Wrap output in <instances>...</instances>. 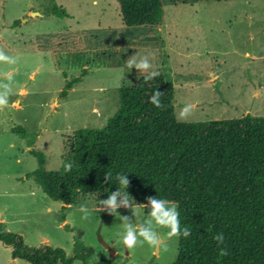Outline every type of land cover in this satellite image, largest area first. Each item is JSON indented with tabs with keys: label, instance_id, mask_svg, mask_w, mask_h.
<instances>
[{
	"label": "rangeland",
	"instance_id": "1",
	"mask_svg": "<svg viewBox=\"0 0 264 264\" xmlns=\"http://www.w3.org/2000/svg\"><path fill=\"white\" fill-rule=\"evenodd\" d=\"M162 8L157 25L125 26L116 0L95 7L92 0H0V50L16 58L0 62V84L11 86L0 110V222L27 245L61 247L70 257L78 240L90 249L86 264L175 260L178 238L164 227L156 231L166 247L119 242L121 217L139 226L149 208L132 204L112 215L94 193L64 208L27 177L38 167L32 152L43 155L44 169L58 170L73 132L103 127L120 87L149 74L128 68L131 56H149L151 70L173 84L177 120L187 104L195 108L186 122L264 116V0H162ZM11 251L0 241V264H31Z\"/></svg>",
	"mask_w": 264,
	"mask_h": 264
},
{
	"label": "trees",
	"instance_id": "2",
	"mask_svg": "<svg viewBox=\"0 0 264 264\" xmlns=\"http://www.w3.org/2000/svg\"><path fill=\"white\" fill-rule=\"evenodd\" d=\"M116 1L125 26L162 21V0ZM146 76L120 87L118 106L103 127L73 132L58 170L44 169L43 155L32 152L38 167L27 177L64 208L78 194L94 193L101 204L116 190L144 208L148 197L176 204L181 229L191 235L178 238L171 264H264V116L181 122L174 114L173 84L162 74ZM156 91L163 94L160 108L150 103ZM118 174L127 175V189ZM218 233L224 236L219 247L213 238ZM0 241L12 247V258L31 264H86L90 255L78 240L70 257L61 247L29 246L2 222ZM221 248L228 255L221 256ZM94 264L116 263L105 258Z\"/></svg>",
	"mask_w": 264,
	"mask_h": 264
},
{
	"label": "clouds",
	"instance_id": "3",
	"mask_svg": "<svg viewBox=\"0 0 264 264\" xmlns=\"http://www.w3.org/2000/svg\"><path fill=\"white\" fill-rule=\"evenodd\" d=\"M92 5L98 6L99 0H92ZM0 62H6L9 64H15L16 58L6 55L0 50ZM127 67L130 69L135 68L138 71L148 72L149 74L145 77V81L154 79L160 75L158 71H152V63L150 62L149 56L145 55L137 58L135 55L131 56L127 60ZM11 93L10 84H0V110H3L8 105V97ZM163 94L156 91L150 97V103L157 108L162 107L161 96ZM195 105L187 104L178 113V119L181 122H186L193 114ZM72 165L69 163L65 166V171H71ZM110 174H105V179L108 180ZM117 180L120 185L124 188H128L130 181L126 174H118ZM103 210H108L109 214H117V209L120 207L132 208V201L128 198V193H122L119 190L112 192L108 195L107 199L101 200ZM166 199H158L156 197H148L147 204L145 206L150 209L148 219L142 222L139 226H134L128 217H121L123 222V229L117 233L119 242H121L125 248L132 249L134 247L143 246L147 244L150 247L159 249L161 246L166 247V241L156 231V226L164 227L169 229L167 237L169 239L176 237L179 238L181 235L184 238H188L191 235V230L187 227L181 229L178 206L171 204ZM81 212L84 213L82 219H89V214L84 206H81ZM219 247L224 242V236L222 233L216 234L214 237ZM220 255L226 256L228 252L226 249H220Z\"/></svg>",
	"mask_w": 264,
	"mask_h": 264
}]
</instances>
